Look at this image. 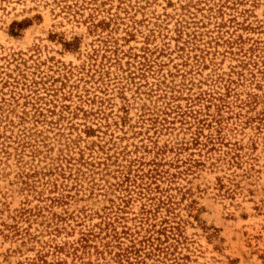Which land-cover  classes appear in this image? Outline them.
<instances>
[{"label": "rangeland", "instance_id": "1", "mask_svg": "<svg viewBox=\"0 0 264 264\" xmlns=\"http://www.w3.org/2000/svg\"><path fill=\"white\" fill-rule=\"evenodd\" d=\"M0 264H264V0H0Z\"/></svg>", "mask_w": 264, "mask_h": 264}]
</instances>
